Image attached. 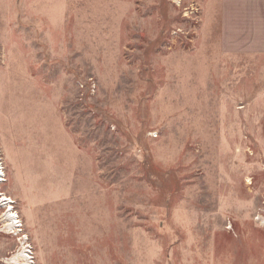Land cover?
I'll return each mask as SVG.
<instances>
[{"label": "rangeland", "instance_id": "374dc122", "mask_svg": "<svg viewBox=\"0 0 264 264\" xmlns=\"http://www.w3.org/2000/svg\"><path fill=\"white\" fill-rule=\"evenodd\" d=\"M220 9L0 0V264H264V55Z\"/></svg>", "mask_w": 264, "mask_h": 264}, {"label": "crops", "instance_id": "0c3cea01", "mask_svg": "<svg viewBox=\"0 0 264 264\" xmlns=\"http://www.w3.org/2000/svg\"><path fill=\"white\" fill-rule=\"evenodd\" d=\"M220 10L222 51L264 55V0H221Z\"/></svg>", "mask_w": 264, "mask_h": 264}, {"label": "bare ground", "instance_id": "6f19581e", "mask_svg": "<svg viewBox=\"0 0 264 264\" xmlns=\"http://www.w3.org/2000/svg\"><path fill=\"white\" fill-rule=\"evenodd\" d=\"M5 176L6 174L4 164L0 158V204H2L7 209V212L3 217V222L9 225L10 229H20L22 224L20 223L18 213L15 212L13 206L14 200L3 190L1 186V184L6 180ZM247 180L248 183H250V180ZM260 219L262 222H264V217H260ZM24 241L25 242L22 243L23 245L21 246L20 252L13 254L11 257H5L2 259V261L6 264H34V259L31 255V249L29 248V245H27V240L24 239Z\"/></svg>", "mask_w": 264, "mask_h": 264}]
</instances>
